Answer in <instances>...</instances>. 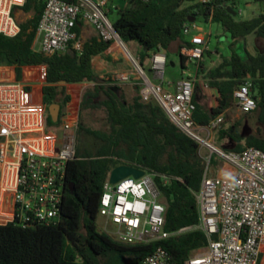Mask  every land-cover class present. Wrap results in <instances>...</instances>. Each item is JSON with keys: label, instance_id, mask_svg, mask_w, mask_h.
Returning a JSON list of instances; mask_svg holds the SVG:
<instances>
[{"label": "trees", "instance_id": "1", "mask_svg": "<svg viewBox=\"0 0 264 264\" xmlns=\"http://www.w3.org/2000/svg\"><path fill=\"white\" fill-rule=\"evenodd\" d=\"M127 5L118 13L114 28L125 44L137 42L142 48L143 66L151 53L174 50L180 56L182 69L187 60L181 54L185 45L183 26L202 15L221 25L231 38V55L221 65L208 72L209 86L218 91L217 106L206 108L195 98L194 120L208 125L234 105V92L248 81L257 108L247 113L252 131H241L242 121H226L219 131V141L235 146L241 152L246 147L264 151V13L252 19L237 18L228 8L242 15L240 5L250 0H124ZM264 3V0H255ZM45 0H27L16 7L13 16L21 32L16 38L0 34V66L13 67L16 79H23L25 67L45 66L44 102L64 107L71 101L67 86L92 84L86 89L81 111L103 110L110 125L109 132L84 129L99 140L96 154L80 155L68 165L62 220L57 225L24 229L15 223L0 225V264H143L158 247L165 248L177 264H185L192 253L209 245L207 234L200 225L197 200L206 172V160L197 141L183 133L155 102L143 103L138 95L130 102L118 81L102 79L95 71L93 59L104 55L113 43L100 36H84L85 23L78 21L77 33L81 49L71 43L69 49L51 58L33 50ZM114 12V11H113ZM261 41L255 55L248 50L247 38ZM113 61V60H112ZM139 89V88H138ZM226 124V125H225ZM225 128L223 129V126ZM50 129L60 128L47 116ZM214 154L211 157L213 162ZM130 165L154 171L156 182L167 205L165 231L170 238L149 245H126L98 228L104 185L112 171ZM70 186L73 187L71 190ZM192 230L181 232L185 228Z\"/></svg>", "mask_w": 264, "mask_h": 264}, {"label": "built area", "instance_id": "2", "mask_svg": "<svg viewBox=\"0 0 264 264\" xmlns=\"http://www.w3.org/2000/svg\"><path fill=\"white\" fill-rule=\"evenodd\" d=\"M26 1L0 0L1 35L16 38L20 34L13 12ZM111 12L109 0H45L33 50L48 58L65 53L73 42L80 50L74 31L78 21L91 25L105 42L121 47L124 43L109 18ZM199 17L203 16L198 14L183 26V39L190 45L181 49L187 67L175 91L164 86L167 56L161 52L152 57V69L162 79L160 84L150 81L144 67L128 51L129 69L115 73L113 79L138 81L143 103L155 101L183 133L199 143L200 150L204 147L211 153L205 158L206 172L197 193L201 219L198 228L207 234L209 245L193 252L185 264H264V151L246 147L236 152L218 146L223 115L208 125L194 120L197 71L211 42V35L197 20ZM191 65L195 67L192 71ZM5 70L15 73L13 67ZM35 74L24 70L20 81H0V225L15 223L24 229L61 222L68 165L77 153L79 117L71 108L72 95L67 92L71 101L59 118L61 131L50 129L41 86L46 84L47 69L46 74ZM251 87L252 82L248 81L234 92L235 105L245 114L257 108ZM213 154L235 170V177L210 175L208 164ZM144 171L139 179L130 176L115 185L109 177L104 185L99 216L115 228L107 234L126 245H149L174 235L165 231L167 205L156 182L158 174ZM143 264L177 263L165 248L158 247Z\"/></svg>", "mask_w": 264, "mask_h": 264}, {"label": "rangeland", "instance_id": "3", "mask_svg": "<svg viewBox=\"0 0 264 264\" xmlns=\"http://www.w3.org/2000/svg\"><path fill=\"white\" fill-rule=\"evenodd\" d=\"M115 1L121 8L126 7V3L124 0H115ZM250 1H252L251 7H249L250 5H248ZM250 1H244L241 3L240 7L242 10V15H237L235 17H237L238 19L239 18L240 19L241 18L252 19L264 13V3L256 2L255 0H250ZM245 11L247 12L246 15H245ZM109 18L112 22H115L118 19V13L111 12V14L109 15ZM197 20L201 24V26L204 27L205 30L209 31V24L205 21L204 17H199ZM249 37H250L249 46H251L252 52L256 53L257 46L258 48H262V43L261 41L258 42L256 36L254 35H251ZM125 45L128 48L129 52L139 62H140L139 56L143 50V48L137 42H129L127 44L124 43L121 47L116 46L117 49L113 51L112 53H114L115 54L114 56L118 58L119 60L116 62H112L113 58H111L110 63L111 64L114 63V67L117 66L116 68H118L120 72L128 70L129 69L128 65L131 64L130 63L131 61L129 60V57H128L129 53L126 50V47H124ZM216 45H217V39L215 37L211 38V48L210 49L215 50ZM227 50L229 51V47H227ZM165 55L167 56V63H166L165 72H164V86L170 87L171 91H175L176 85L183 80V75H182L183 69L181 67L180 56L174 50L165 52ZM148 64H149V60L147 59L144 62L143 66L146 70L148 77L152 79L153 76L148 69ZM194 69L195 67L191 65L190 70L192 71ZM115 73L116 72L114 71L113 73L106 74L101 78L106 79V80L110 79L111 81H115L113 79ZM118 83L125 90L128 101L132 102L134 97L138 95L140 96V90L139 89L135 90L133 88L134 86L137 85L135 84L136 81H132V83L128 85L123 84L124 82L118 81ZM207 83L208 82L205 81L204 79L202 80L197 79L195 98L198 101L205 102L209 106L211 100H209L208 96H206L205 95L206 93L204 92V88ZM137 86L139 88L141 87V85H137ZM89 87H92V84L83 83L77 86H74V85L67 86V92L72 95L71 108L73 109L76 115L78 114V117H79L78 131H77V151L80 155L96 154L97 147L95 144L99 145V140H97L93 136L88 135L84 130H81L80 128L81 126L84 129H92V130L102 131L106 133L110 131V125L107 122L106 114L103 110H87L84 112L81 111V102L83 99V95L86 89H88ZM225 118H226V121L228 122L229 121H233V122L242 121L241 131L244 134L250 133L254 127L253 124H249L247 114L242 113L239 110L238 111L234 110L228 117H225ZM225 125L223 126V129L225 128ZM58 130L61 131V128H58ZM216 141L218 143V146H221L227 150H232L235 146L234 143H230L228 141H223V142L219 141L218 135H217ZM201 153L204 158H207L208 155L210 154V151L207 148L201 147ZM214 155L215 156H214L213 162H210L208 164L210 168L209 172L213 173L214 171L216 176H219L220 169L215 164V160L217 161V158H216L217 154H214ZM97 225L101 232L111 233L115 231V228L111 225H108L106 222V219L103 217L99 216Z\"/></svg>", "mask_w": 264, "mask_h": 264}, {"label": "crops", "instance_id": "4", "mask_svg": "<svg viewBox=\"0 0 264 264\" xmlns=\"http://www.w3.org/2000/svg\"><path fill=\"white\" fill-rule=\"evenodd\" d=\"M109 2H110V9H112V13H115V11H117L119 9H123V8H121L117 4V2L115 0H109ZM251 3H252V1L249 2V4H248V5H250L249 7L252 6ZM126 5H127V3H126ZM240 10H241V7H240ZM241 13H242V10H241ZM246 14H247V12L245 11V15ZM208 24H209V31L206 30V32H208L211 35V38L215 37L217 39V45H216L215 50L210 49L211 48V42H210V48L207 51V53L205 55V58L200 62V65H199L200 68L197 71V79H200V80L204 79L207 82L209 81L206 78L208 72L211 71V70H213V69H216L219 65H221V63L223 62V60L225 58H229L230 55H231L230 50L229 51L227 50V47H229V45L231 44V38L229 37V35L225 33V31L223 30V28H222L221 25L214 24L212 21L208 22ZM92 35H98V32L91 25L85 24V35L84 36L88 37V36H92ZM247 42H248V50L251 53L252 50H251V46H249L250 45L249 44L250 43V37L249 36L247 38ZM116 46L117 45L111 46L105 52V55L106 56H109V57L113 58V61L112 62H116V61L119 60L118 58H116L114 56L115 54L112 53L113 51H115L117 49ZM37 47H38V45H37ZM126 49L129 52V50H128L127 47H126ZM161 53L165 55V52L164 51L161 52ZM251 54L255 55L256 53L252 52ZM153 55H154V53H151L150 56L148 58H146V60L147 59L149 60L148 69H149L150 73L152 74L153 78L150 79L148 77V75H147V77L150 79V81L152 83L160 84L162 82V79L152 69V57H153ZM139 58H140V56H139ZM93 66H94L95 71L101 77H103L106 74L113 73L114 71L116 73L117 72H120L118 70V68H116L117 66L114 67V63L111 64L110 61L107 60L104 55H99V56L94 57V59H93ZM5 69H6V67L0 66V81L1 80H5V79H8V78H16V75H15L14 71H12L13 73H9ZM24 70H25V72H26V70H29V71H33V72L37 73V74H35V77H37L38 74H40L41 72H44L46 74V67H44V66H39V67L30 66V67L24 68ZM131 83L132 82H128V83L124 82L123 84H125V85L127 84L128 85V84H131ZM135 84L140 85L138 83V81H136ZM137 85L133 87L135 90H137L139 88ZM41 86L44 87L45 86V82L42 83ZM140 88H139V90H140ZM165 88L167 90H171L170 87H165ZM204 92L206 93L205 95L208 96L209 100H211L209 106L205 102L198 101V100H197V102L200 105L205 106L206 108L216 107L217 106V98L219 97L218 91L216 89H214V88H211L209 86V83H207L205 85ZM234 110H237L238 111V108L235 105V102H234L233 107L223 114L224 118L225 117H228ZM210 154L208 155V157H210ZM216 158H217V161L215 160V164L220 169V175L219 176H216V174H215L214 171H213V173H210V175L212 177H216V178H223V177L233 178V177H235V170L227 162H225L224 160H222L221 158H219L218 155H217ZM213 160H214V158H213Z\"/></svg>", "mask_w": 264, "mask_h": 264}, {"label": "water", "instance_id": "5", "mask_svg": "<svg viewBox=\"0 0 264 264\" xmlns=\"http://www.w3.org/2000/svg\"><path fill=\"white\" fill-rule=\"evenodd\" d=\"M228 11L232 15L237 16V12L231 7L228 8ZM48 111L53 123H58L60 118L61 106L59 104H53L49 107ZM144 175L145 171L142 169H138L130 165H122L112 171L110 182L115 185L130 176H134L136 179H139ZM70 188L71 190L73 189L72 186H70Z\"/></svg>", "mask_w": 264, "mask_h": 264}, {"label": "bare ground", "instance_id": "6", "mask_svg": "<svg viewBox=\"0 0 264 264\" xmlns=\"http://www.w3.org/2000/svg\"><path fill=\"white\" fill-rule=\"evenodd\" d=\"M125 47V46H124Z\"/></svg>", "mask_w": 264, "mask_h": 264}]
</instances>
